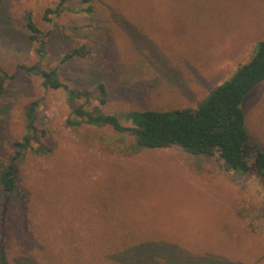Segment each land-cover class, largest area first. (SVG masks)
Listing matches in <instances>:
<instances>
[{"label":"rangeland","instance_id":"rangeland-1","mask_svg":"<svg viewBox=\"0 0 264 264\" xmlns=\"http://www.w3.org/2000/svg\"><path fill=\"white\" fill-rule=\"evenodd\" d=\"M94 1L96 18L71 11L78 0H70L47 22L45 12L60 0H0V70L59 67L70 89L87 94L70 102L66 90L46 89L27 70L0 78V158L10 159L12 143L26 135L35 102L46 136L34 146L53 149L16 162L25 194L8 235L28 238L36 264H165L160 256L125 258L123 233L201 264H264V192L254 177L223 169L217 157L144 149L112 127L73 124L76 108L100 107L126 126L134 110L197 108L264 41V0ZM28 15L46 35L43 60ZM80 47L87 57L61 64ZM242 107L251 140L264 151V82Z\"/></svg>","mask_w":264,"mask_h":264},{"label":"trees","instance_id":"trees-1","mask_svg":"<svg viewBox=\"0 0 264 264\" xmlns=\"http://www.w3.org/2000/svg\"><path fill=\"white\" fill-rule=\"evenodd\" d=\"M68 1L70 0H60L55 9H47L44 20L54 21L63 12V7ZM72 10L76 14H85L92 18H96L98 13L94 0H78V5ZM26 21L30 40L38 44L36 51L43 60L47 56L46 35L42 34L32 15H28ZM89 53L90 51L85 50V47L73 48L62 58L61 64L72 59L85 58ZM22 70L32 71L40 76L46 89L66 90L70 102L87 99V94L68 87L61 78L59 67L51 70H35L34 67L21 66L20 70L12 75L0 70L2 83L15 79ZM263 82L264 41H261L248 62L242 64L232 78L216 88L197 108L134 110L125 115L124 119L132 123L127 126L123 125L116 115L103 113L100 107H96L93 112L76 108L73 115L79 119L74 120L73 124L112 127L121 134L134 137L138 146L144 149L177 146L192 155L217 157L223 169L254 177L264 192V151L251 140L242 107L248 94ZM98 88L101 104H105L107 97L105 85L100 84ZM37 106L38 103L35 102L28 109L26 135L12 143L13 153L10 159L0 158V264H36L37 261L34 254H31L32 246H29L26 236H19L18 230L11 232L10 235L7 233L13 211L21 205L25 194L16 162L26 154L48 156L53 153L49 144L39 143L34 146V142L38 141L37 137L46 136V131L40 129L37 124ZM134 229L139 234V230ZM130 236L129 233H123L120 245L122 254L127 251L124 254L127 259L139 260L160 256L165 260V264H201L192 258L178 255L172 248L154 242H135L129 238ZM116 245L118 247V244ZM18 246H22L20 251Z\"/></svg>","mask_w":264,"mask_h":264}]
</instances>
